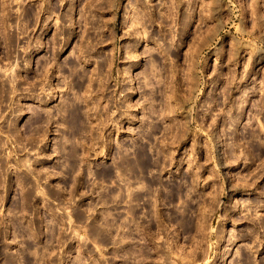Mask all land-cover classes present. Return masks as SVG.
Listing matches in <instances>:
<instances>
[{"label":"rangeland","instance_id":"374dc122","mask_svg":"<svg viewBox=\"0 0 264 264\" xmlns=\"http://www.w3.org/2000/svg\"><path fill=\"white\" fill-rule=\"evenodd\" d=\"M0 264H264V0H0Z\"/></svg>","mask_w":264,"mask_h":264}]
</instances>
